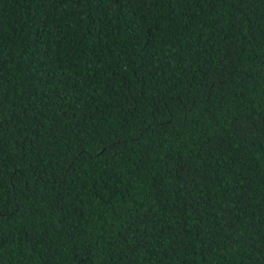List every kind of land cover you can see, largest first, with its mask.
I'll use <instances>...</instances> for the list:
<instances>
[{"label": "trees", "instance_id": "obj_1", "mask_svg": "<svg viewBox=\"0 0 264 264\" xmlns=\"http://www.w3.org/2000/svg\"><path fill=\"white\" fill-rule=\"evenodd\" d=\"M0 264H264V0H0Z\"/></svg>", "mask_w": 264, "mask_h": 264}]
</instances>
